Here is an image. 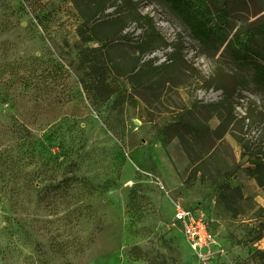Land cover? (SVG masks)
Wrapping results in <instances>:
<instances>
[{"label": "rangeland", "instance_id": "rangeland-1", "mask_svg": "<svg viewBox=\"0 0 264 264\" xmlns=\"http://www.w3.org/2000/svg\"><path fill=\"white\" fill-rule=\"evenodd\" d=\"M252 77L206 53L160 0H0V264H264V91ZM232 79L233 130L214 157L203 140L159 134ZM102 84L118 92L105 98ZM189 154L204 157L203 176ZM176 203L205 214L209 260Z\"/></svg>", "mask_w": 264, "mask_h": 264}, {"label": "trees", "instance_id": "trees-1", "mask_svg": "<svg viewBox=\"0 0 264 264\" xmlns=\"http://www.w3.org/2000/svg\"><path fill=\"white\" fill-rule=\"evenodd\" d=\"M160 1L189 28L192 37L203 46L206 53L221 54L235 65L252 70L253 82L264 91V0ZM236 16L244 19L240 27H236L234 21ZM86 30L92 36L91 28ZM82 56L87 60L85 53ZM98 88H107L105 98L118 92V89L110 87L109 84L99 85ZM218 90L223 91L220 101L213 103L194 101L190 109L176 116L173 122L163 126L159 134L175 138L176 133L184 139L189 135L198 144L203 140L209 146L205 156L214 157L218 152V143H225V135L233 130L231 129L235 120L233 98L237 90V80L224 81L223 85L218 86ZM212 117L220 120L216 129L209 126ZM203 159V156L197 160L191 159L194 178H197L199 173L203 176L201 168L204 164ZM260 168L264 173V167ZM229 174L228 171L222 177ZM233 190L239 194L241 192L239 187Z\"/></svg>", "mask_w": 264, "mask_h": 264}, {"label": "built area", "instance_id": "built-area-1", "mask_svg": "<svg viewBox=\"0 0 264 264\" xmlns=\"http://www.w3.org/2000/svg\"><path fill=\"white\" fill-rule=\"evenodd\" d=\"M174 218L196 256L201 260H209L216 240L203 211L176 203Z\"/></svg>", "mask_w": 264, "mask_h": 264}]
</instances>
